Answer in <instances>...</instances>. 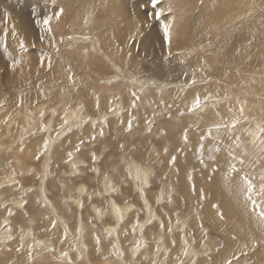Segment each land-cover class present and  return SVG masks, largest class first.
Instances as JSON below:
<instances>
[{
    "label": "rangeland",
    "instance_id": "rangeland-1",
    "mask_svg": "<svg viewBox=\"0 0 264 264\" xmlns=\"http://www.w3.org/2000/svg\"><path fill=\"white\" fill-rule=\"evenodd\" d=\"M56 1H58L57 3L59 7L62 6L60 8L58 7V11L60 12L61 9H63L64 11L61 14V18L59 15V19L57 20V22L61 25V27H63V25H65V23L69 21L65 31V33L68 36L65 35L63 36L62 39V40L65 39L67 41L64 40L63 44L56 43L53 47V54L51 56H47L43 53L37 52L39 51L38 50L39 46H33L34 48L30 47V49L33 48L32 50L35 49L37 51H31L29 59H26L25 63L16 64L15 68L13 67V62L18 59L17 52L21 50L19 39L26 38V34L23 27H20L19 33H16L14 36L11 33L22 21V19L25 16L26 10L30 7L27 5L26 0L23 1L9 0L1 8L2 14L0 16V91L6 94L7 93L9 94L11 92L12 94L15 95V99L10 100L8 96L0 95V110H2L1 109L2 107L6 106L5 110L7 111V109H9V112L11 113V114L8 113L6 119L2 121V123H4L5 125L0 123L2 127L4 126L3 128L7 127L6 130L3 129L5 130L6 132L5 133L4 131H2V127L0 126L1 128L0 156L2 155L0 158V162H1L0 172L2 173V174L0 173V181H2V178L5 177L14 180V182L10 183L9 185L4 182L2 183L3 185L0 186V219L2 218V222L0 223V257L2 258L3 256H5V253L10 252V250H8L9 249L8 247L12 248L13 246L12 240L14 237L18 236V234H16L15 236L16 231L17 233H20V231L21 232L26 231V234H24V236H27V239L30 240L28 253L32 252V254L34 255L35 252L33 250L36 246L33 245H36V241H38L39 243L40 239L44 242H46L47 239H51L52 240L51 242L55 240L54 242L59 243V246L60 244H62L60 246L61 250L63 248V244L68 246L67 243L68 240L70 246L72 245L71 250H69V252H71V254L73 255L78 254L77 258H73L72 260L74 264H176V263L191 264L193 257L190 258V254H188V252L191 251L198 252L201 251L202 249H205L209 237L214 238V240H217L219 242V247L216 248L215 252L221 250L227 243V239H225L227 235L223 234L224 231H222L221 229L223 224L221 225L219 223L221 222V220H224L225 218L221 219V216H219V214L222 213L223 217H225L227 216V213H225V210H223V207L220 205V203L217 200H212L210 198L209 200L207 199L208 197L205 194L204 188L201 187V182L197 183V178H195V175L193 177L186 176L185 178L183 177V175H179L182 174L180 172L182 168L179 166V164L176 163L177 161H175L174 163L170 162L169 164H167V162L164 161L165 159L168 158L167 156L170 152L171 153L169 154V156L173 154V152L171 151L173 149H169V148L165 149V147L159 148L162 147V145L160 146V144L158 143L160 141L158 140L160 139L164 140V138L168 137L169 132L163 124L166 117L170 115L173 116V118L170 121L171 124L172 123L175 124L178 122L182 123L183 121L182 118H184V114H182V111L185 109V107L187 109L185 110L187 114L186 113L185 114L189 116H192L193 114L196 115L197 117H207L211 114H217L218 115L217 118H220L221 120L220 121L215 120L214 125L220 123L227 125V127L229 128H227V130L225 131L222 130L223 127L220 128L216 133L218 135L215 138L213 137L214 138L213 139L209 136H206V133L208 132V128L205 127L206 129H204V127L201 126L202 124L196 123L195 125L191 126L194 127L192 129L191 127L188 128L189 127L188 126L187 128L184 129V131L187 130V132L191 131V134L194 133V135L192 134L193 136L192 137L189 134L190 132H188L187 135H189L190 137L189 138L187 136L189 138L187 140L188 144L192 145L195 141L197 143H200L199 146L194 145V147L196 146V149L194 150V154L196 153L199 159H201L202 156H209L210 154L212 155L210 157H213V160L208 159V161H206L204 158L201 159L204 160V162L206 161L205 164H208L209 162L212 161L213 162L217 161L218 157L222 156L220 161L223 164V166L226 168L223 180L226 186L228 187V191L230 193L238 189L239 187L238 185L240 183L239 178L247 175L255 185L254 191L252 193L253 199H255L258 204H261V206H264V195L259 194L260 186L262 183H264V180H262V177H264V131H261V129L264 128L263 125L264 123V99H263L264 96V19H263L264 0H256V2L255 0H248V1L242 0L243 2L241 0H220V1L213 0L210 5L206 3L207 2L206 0H202V1L201 0H158V3L155 7L153 6L152 0H123L121 4L122 5L121 20L118 22V27L120 28V32L117 35L112 33L114 22L110 20H113L112 17L116 15L110 12V10L108 9L110 4L108 3V0H77L78 2L76 0H69L68 1L69 3L67 2L68 4L66 3V1L65 2L62 0H56ZM70 3H72L71 4L72 8L69 5ZM77 4H80L79 6L81 8H79ZM223 4L227 7L223 6ZM201 5L202 7L200 8ZM249 5L252 7L250 8ZM75 8L78 10L73 11L72 9ZM89 8H90V12L88 11V13H90V15H92V17L94 18L92 17L91 19L86 18V20L83 19L86 21V23L85 21L83 23L81 17L85 15L84 13L88 14L87 11H85L84 9L88 10ZM169 8H171V11L168 10ZM71 10L72 12H70ZM196 10H199L197 11L198 14L196 13ZM58 11L57 14L59 13ZM81 11L82 13H80ZM76 12L80 15V20L78 21L76 28L73 27V29L76 31L75 32L74 30L73 31L70 30L69 26L73 21L71 17ZM65 13L67 14V16L65 15ZM108 13L110 16L108 15ZM111 13L113 14V16ZM157 13H160V15L157 16L156 15ZM200 13L203 16L201 15L199 16ZM105 16L107 17L105 18ZM196 16H199L198 18L201 17V20H204L206 18L205 20L208 19L209 22L207 20L205 21L206 23L204 24V21L202 23L200 19L198 18L196 19ZM249 16L251 19L249 18ZM102 17L103 20L104 21L106 20V22L108 23L100 19ZM246 17L248 19H246ZM107 18L109 19L110 22L108 21ZM191 19H196V20L193 21ZM98 21L100 23H98ZM155 21L157 23H154ZM184 21H186L187 25L185 24ZM94 22H96V24ZM178 23H180V25ZM181 23L185 24L187 27L185 25L181 26ZM86 24H88V26L90 25L91 27L90 26L87 27ZM150 24H152V26ZM165 24L171 26L170 27L171 43L174 41L173 45L175 44V42L176 44L180 43V41L188 42V45L186 43L185 50L182 47L181 50H178V52H176L173 55L174 58L173 61L171 62L172 63L171 65H159L161 61V57H160L161 50L169 46L168 44L165 43L163 36V27ZM209 25L211 26L210 28ZM4 29H7V31H5ZM87 30L88 31L91 30L92 34ZM189 30L191 32L190 34L191 37L189 36V34L187 35V32L189 33ZM172 32L174 34H172ZM152 33L155 34V36H153ZM179 33L180 35H178ZM159 34H160V38H159ZM90 35H94L96 37V41L100 47L99 52H98V48L94 47V43H92V40H90L91 38ZM174 35L175 38L173 37ZM184 35L187 37H184ZM232 35L234 37L233 40H232ZM210 36L213 38H211ZM80 38L82 40L85 38L88 41H83V43L80 42L77 43L76 41H79ZM237 38H239L240 40L238 41ZM32 40H34V38H32ZM104 40L109 41L108 45L104 44L103 42ZM39 41H40L39 39L36 40L37 43H39ZM191 41H194L193 43H196L194 44V47L191 46L190 43ZM71 42L72 44L66 45V43H71ZM195 45H197V48ZM206 46L208 48H206ZM233 47L236 48L235 53L233 54L232 52L233 54L232 57L234 56L235 61L238 62L240 60L239 58L240 55L242 57L241 62H239V64L235 66H231V63L233 61L232 57L230 58L229 61H227L225 57L230 52V50L233 49ZM201 48L203 49V51L201 50ZM189 49L190 51L193 49L192 50L193 53L189 52V54H186L188 53ZM186 50L188 51L186 52ZM194 52L195 55L196 54L198 55V56L196 55V57H198L199 59L195 57ZM221 54L224 56V60H226V62L223 60V58H222L223 61H221V57H222ZM103 55H105L111 62L115 61V63H117L118 66L121 65L122 68H124L121 71H124L125 69L128 68L126 71H124L125 73L128 72V74L130 75L151 81V83L145 85L134 84L128 81L129 78L126 76L124 78L120 77L115 79L116 76L114 77L115 74L113 73V67L110 65V63L106 60V58ZM189 55H193L195 57V60L198 59L196 61L198 64L200 63V66L196 68L199 69L198 71L195 69L192 70L191 67L193 66V64L195 65L197 63L194 61L193 56L190 57ZM219 55H220V59L219 57L217 58V56ZM190 59L191 61L193 60V62L195 63L191 62ZM41 60L44 61L43 66H41L40 64ZM199 60L200 62H198ZM218 60H220L219 62L221 63H219ZM49 61L51 62V67L48 66ZM186 62L188 66H186ZM56 64L62 65L65 68V70L69 73L71 79H67L64 81H56L53 77V71L55 69ZM183 64L186 67L185 66L183 67ZM146 70L149 73L146 72ZM162 80L164 81L168 80L170 82L174 81V85H173L174 87L173 86L169 87V85L171 84L170 83L168 85L170 89L167 87L166 89L167 92L164 91L165 92L164 93L161 90L159 91L158 89L162 87L159 85V83ZM193 80H195L196 82L192 83ZM20 87L24 88L23 90H25L26 93L36 95L37 97V100L34 105H28L29 106L28 109L31 110L32 108L31 110L32 112L35 113L34 109L36 110V113L33 116V118L36 119L34 120L33 124H31L32 128L30 127L32 130L29 128V126H31L30 123L26 122L27 121L26 116H28L26 114L28 112L27 110H25L26 108L24 107V104L22 102L25 101V97L19 92ZM116 87L123 89L125 94L131 96L132 99L133 97L134 98L136 97L135 99L141 101L143 104L151 108L152 113L149 114L148 118L147 116L145 117V115L143 116V114L141 117V113L139 112H135L134 114L133 108H130V110L131 109L132 110L128 113L127 112L128 105L131 100H129L121 92H120V96H118ZM208 87H213L212 94L208 96L198 97L201 101L200 106L204 104L203 102L208 100L209 102H211V100L215 98L225 99L222 100V102L225 104L226 108H228V111L230 112L229 117L222 116L220 114V110H221L220 106H217L215 104L204 105L206 107L202 108L200 111H197L195 113L188 110L191 107H193L195 103V99H190L191 97L190 94H198L201 91L206 90ZM108 92L112 93L110 103L107 102L106 93ZM83 93L85 95V98L84 96H82ZM255 95L257 96L258 99L255 98L256 97ZM260 97L262 100L260 99ZM47 103H49V105ZM53 105H55V107L58 110L57 115L59 118L58 121H56L55 123V129H58L62 125L70 110H72L73 112L80 109L81 114H83L84 116H88L89 118H94V120H92L91 122L85 121L81 125L83 127L80 128L75 127L74 129H71L70 131H68L69 133H66V135H64L63 138L59 139V141H57L54 144L55 147L54 145L53 147L51 146V148H53L52 150L53 160L51 161V164H49L51 167L50 166L48 167L49 170V174H48V172L45 173L43 171L41 161L43 162L42 156H45L46 154L44 153V150H46L47 148L49 149L50 146L48 145L50 144L49 139L54 137L52 135L49 137V139H47L48 138L47 135H49L47 134L48 133L47 131L50 129V127H46L49 124L50 117L52 118V116L50 115L51 113L50 111L52 110ZM118 105L122 107L121 109L122 111L120 113L122 117L123 114L129 116L132 113L128 118L129 119L131 118L132 119V120L130 119L131 121H135L134 124L131 123L130 129H129V124L125 129L131 130L134 128L136 129L138 125L141 126L139 133L144 137L146 136L145 138H148V140H146L148 142L142 148L139 147L138 145H135L136 142H129L128 140L125 139L122 142L117 141L118 145H116V147L118 149L125 148V150L128 149L129 147H131V149L134 148L135 150L137 148H141V149H137L141 152H145L146 150L145 153L140 152L141 154L140 156L137 155V153H133L131 155H129L128 153L126 154L122 153L123 155H120L121 152H118V150L117 151L114 150L112 155H110L112 146L110 144L111 137L109 136V132L111 131V127H109L108 123L110 124L111 120L113 119L112 118L113 114L111 113L110 110L112 108L114 109ZM39 107H40V114L42 108L44 107L42 113L44 116L45 115L47 116L48 122L46 123L44 122L46 121L45 119L46 116L43 117L39 114L38 112ZM241 108L243 109L242 114L240 112ZM17 110H19V112ZM24 112L26 113L23 116ZM102 113L103 114L108 113V115L110 114V116L108 117H110L111 120L109 118L110 120L109 122H107L108 119L104 122L105 119H103V123H100L99 119L97 118ZM126 115H125L126 118L124 117L122 118L123 120L128 119ZM101 116L102 115H100L99 118ZM15 117L17 120L15 119ZM42 117L44 118V121L41 122L39 120H43ZM20 118H22L23 121H20ZM11 119H13L15 122ZM122 119L120 120L121 122H123ZM233 119H237L239 121L236 124L235 128L231 126V121ZM253 121H259V122L263 121V122L260 123L261 126H258ZM6 123L9 124V126H7ZM21 124L24 126H22ZM39 124H41V127ZM8 127L12 128V130L10 128V131L12 133L8 131ZM61 127H63V125ZM252 127L256 131H254ZM15 128L17 131L15 130ZM28 128L29 130L27 132ZM194 130L199 132L202 131V132L201 134H199L198 132L199 134L198 135L196 131H195L196 133L194 132ZM205 130L206 132H204ZM21 132L22 134L23 133L25 134L22 135L20 134ZM99 132H102V137L104 139L103 143L106 141V144H108L106 145L107 147L106 146L103 147L101 144H98L100 142ZM253 132L254 133L258 132V136L261 135L260 139L254 140V138H252L251 135ZM184 133L185 132H183V136L182 134L180 135L181 139L184 137ZM44 134L45 136L43 138V141L42 139L39 140V136L41 135L40 137H42ZM24 136L26 137L24 138ZM202 136L204 137L203 140H201ZM18 138L20 140H17ZM12 139L13 140L15 139L14 142L12 141ZM153 140L157 142V144L153 142V144L155 145V147H153L154 149L152 148V146H154L152 144ZM45 142H47V147H45ZM150 142L152 145L149 144ZM201 145L204 146L203 149ZM12 146H13L12 148L13 150L11 151H13L14 153L16 152L15 154H12L13 152L8 151ZM31 146L32 147L35 146V147L32 148ZM109 146L110 148H108ZM3 147L5 148L2 149ZM35 148L36 150H34ZM5 149H8L7 150L8 153ZM100 149L102 150L100 151ZM198 149H200L201 151ZM217 149H219V151H217ZM29 150L31 154L28 153ZM34 151L35 154H33ZM60 151L63 152L62 159L59 158ZM1 152L3 153L1 154ZM142 154H144L145 156L143 155L142 157ZM176 154L178 155L179 153ZM14 155H15L14 157L15 159L13 158ZM30 155L31 156L33 155V157H31ZM107 155H110V158ZM114 155L116 156V158L114 157ZM3 156L5 157V159ZM106 156L107 158H105ZM163 156L166 157L164 158ZM96 157L97 158L99 157V159H97ZM153 157L156 158L152 159ZM16 158H18V161L16 160ZM29 158L32 161L29 162L28 160H26ZM101 158L103 159L105 158V159L103 160ZM131 158L145 165L151 164L150 165L152 166L151 169H154L155 167V170L156 168L158 169V171L156 172H160V177H162V180L159 178V176H157V180L159 182H157V180L155 179L154 180L155 182L153 181L154 184L151 183L143 186L145 191H147V195L142 194L141 190H139L142 187V185L140 184L141 185L140 186L136 181H134V179H132L129 174L128 164L132 161ZM1 159L5 162H3ZM13 159L16 160L17 163L18 162L20 163V161L22 163L24 162L26 163L24 164L18 163V165L16 164L17 165V168L15 165L17 171L16 172L14 171L15 169L10 170V167L14 168L13 165L16 163V161H14ZM114 159L116 160V163H114L115 161ZM6 160L11 161V163L9 161L7 162ZM101 160L103 161V164L101 165L102 167H100L99 165ZM12 161L15 163H12ZM70 161L74 162V165H70ZM241 161L243 162L241 163ZM26 164L27 166L29 165L30 169L26 172L19 171L18 168H21L23 165L26 166ZM158 164H160V166ZM233 166L237 171L234 172L232 170ZM5 167L6 169L8 167L7 169L8 177L5 176V169H4ZM158 167H160V169ZM216 167L219 169L218 166H214L213 169L215 170ZM75 169H78V171H76ZM199 170H200V165L196 163L195 168L190 169V173L194 174L196 172H199ZM212 171L210 170L211 173H213ZM12 172L14 173L12 174ZM35 172L37 173L34 174ZM44 174L46 175L44 176ZM149 177L150 178L153 177L151 170L149 172ZM182 177L183 179L181 180L178 179ZM107 179L111 181L110 182L111 184L113 183L114 185L117 186L116 190L119 191L121 190V188L122 189L124 188L122 192L123 194L126 193L125 194L126 199H119L117 196V192H115V196H113L114 191L110 192L109 194L110 196L108 195L109 192H106L105 190L107 189L103 188L104 186H102L103 181L104 180L106 181ZM194 179L196 180L194 181ZM203 179L204 181L212 180L210 177H208V179L204 177ZM135 182L136 184L139 185V188L138 186H136V184H134ZM120 183L123 186L122 185L118 186ZM192 183H194V185ZM82 184L86 186L85 191L83 194L79 195L80 193H78L77 190ZM58 186L60 187L58 188ZM196 186L198 188H196ZM24 187H28V188L24 189ZM128 188L130 189V191H126L129 190ZM192 189L194 190V192L191 191ZM43 190H46L45 193L46 195L45 194L42 195ZM164 190L166 191L164 192ZM101 192H103L104 194ZM127 192L129 193L131 192L130 195ZM153 192L156 193L153 194ZM162 192L165 194H163ZM166 192L168 194L170 193L169 196ZM240 193L244 201V208L248 212L252 213L254 217L260 222V227L264 232V223H262L259 220L256 211L253 209L252 204L250 202H247L246 193L242 191H240ZM131 194L133 196H131ZM162 194L164 196H162ZM106 195H108L109 200L106 197ZM166 195L168 197H172L173 199L170 198L172 201L176 198L173 201L174 204L172 203L173 205L171 204L170 199L167 200L168 198L166 197ZM115 197H117V199ZM131 197L134 199H132ZM74 198L76 199L75 201ZM137 198H139L140 203ZM157 198L158 199L160 198V200L157 201ZM49 199H52L51 200L52 202ZM128 199L132 201H128ZM146 199L147 200L150 199L151 201L148 200L149 201L148 202L146 201ZM189 199L192 200L188 204ZM113 200L118 202V204H120L121 206L122 210H120L119 213L121 212L120 215L123 216L122 219H119V216L117 214L115 215V213L112 210V205H109V203L113 204L112 202ZM133 200L135 202L137 201L138 203H135ZM153 200L156 202V204H154L155 202ZM68 201H70V203ZM180 201L181 203L184 202V204H181ZM67 202L69 206L66 204ZM116 202L114 204L118 205ZM123 202L127 204L130 202L128 205L131 204L133 205V207L135 206L133 209H131L133 211H130L129 209L128 212H125L126 210L125 206H127V204L124 203L125 204L124 206ZM63 203L65 204L64 206L60 205ZM168 203L171 204L170 206L172 208L165 206V204L167 205ZM203 203L205 204L203 205ZM51 204H53V207ZM81 204L83 206L85 205L84 206L85 208L82 207L83 209H80L81 207H78V205ZM200 204L201 206L203 205L202 206L203 208L200 206ZM174 205H177L175 206L177 210L175 209L174 212L172 213L171 211L175 208L173 207ZM206 205L209 206V208ZM213 205H218L219 207H213ZM74 207L75 208L77 207L78 209L74 210ZM92 207L102 210L103 214L100 213L101 218L98 216L99 214L93 210ZM178 207L181 208V210ZM205 207L207 208L205 209ZM159 208L161 209L159 210ZM163 208L165 210H163ZM188 209H190L191 212ZM208 209L210 210L206 211ZM150 210L154 211V214H156V216L152 214L153 217L151 218L149 216L151 214ZM43 211L46 213H44ZM75 211L78 213L76 214ZM129 211H130L129 214L130 216L128 215ZM210 211L214 214L215 216L214 218L213 215H210L212 214ZM26 212L28 215L26 214ZM112 212L114 215L112 214ZM167 213L170 214L168 215ZM59 214L61 217L59 216ZM179 214H180V220L178 219ZM19 215H21V217ZM209 215L212 216V218H210ZM67 216H69L70 218ZM35 217L37 220L40 218L39 219L40 221L34 223L35 221L32 220H34ZM113 217L115 218V220ZM124 218H126V220ZM208 218L212 219V220L209 219L210 222L211 221L214 222H212L211 224L208 221ZM159 219L161 221H159ZM77 220H79V222L82 221L83 223L84 228L82 229V231H79V225H78L79 222ZM120 220L125 223H122ZM113 221L116 222L113 223ZM43 222L45 224H49L48 225L49 229L47 228L48 230L46 229L47 225H44ZM228 224L230 226L236 227L239 230V234L232 235V244L237 246L239 253H245V255H252L251 252L248 250H251L255 253V255H253L252 258L253 261L248 263L244 262V263L264 264V234L262 235L258 234L254 231V229H252V231L248 236L245 227L246 224L245 221L243 222V230H242L238 217L236 215H232V214L229 215ZM161 225H163V227ZM216 225L218 226V228L216 227ZM36 226L38 228H35ZM156 226L158 227L156 228ZM31 229H33L32 235H29L28 231H31ZM45 230H47L48 232ZM40 232L43 233L44 235L41 234ZM67 232L70 235V237L67 234L65 236L64 233ZM111 232L113 235L111 234ZM125 232H127L128 234ZM75 234H77V236ZM84 234L87 236V238L83 236ZM126 234L127 235L131 234V237L129 236V238H127ZM119 238L121 239L120 241ZM101 239L103 240L99 241ZM126 239H130V241L129 240L126 241ZM78 241L82 243L84 242V244L86 243L85 246L88 249H86V251L85 250L81 251L82 250L81 245H79L80 247H77ZM24 242L25 240L23 239L20 244L22 245V248L23 247L25 248L28 244V242L25 243ZM97 242L100 244V246L103 247L104 251H102V247L98 246L99 244ZM101 242L103 244L105 243V245H103ZM188 242L189 244H187ZM95 243L97 245H95ZM111 243L113 248L110 245ZM106 244L108 247L106 246ZM115 244L118 246H116ZM123 244L126 245L124 246ZM239 244H241L240 248H238ZM17 245L19 244L17 243ZM49 245L52 246L51 244ZM178 245L180 246V249ZM120 246L123 248H120ZM96 247L97 250L92 251ZM126 248L127 249L129 248L128 251ZM144 248H149V251L148 249L146 250ZM151 249L152 251H150ZM120 250L123 251V254ZM154 250L157 252L155 253ZM46 251H48L49 254L52 253V250L50 251L47 248ZM184 251H187V255L184 253ZM113 255L116 256L115 259L113 258ZM245 255L241 254L238 257V259L241 261L244 260L243 258L247 257ZM98 256L100 257L98 258ZM138 256H140V258ZM209 256L210 255L206 256L210 258L208 260V258H206L205 255L202 253L195 255L196 263L194 261V264H202L203 262H205L206 260L201 261L202 259H204V257L205 259H207V261H210L208 264H212L214 258ZM101 257L104 258L102 259ZM31 258L32 257H30V259ZM161 258H163L164 260H162ZM80 259L86 260V262L82 263ZM248 259H250V257H248ZM217 262L218 264H221L220 262L225 263V260L216 261V264Z\"/></svg>",
    "mask_w": 264,
    "mask_h": 264
},
{
    "label": "bare ground",
    "instance_id": "bare-ground-1",
    "mask_svg": "<svg viewBox=\"0 0 264 264\" xmlns=\"http://www.w3.org/2000/svg\"><path fill=\"white\" fill-rule=\"evenodd\" d=\"M9 0H0V16H1V14H2V7L8 2ZM19 1H23V0H19ZM62 1H66V3L69 1V0H62ZM77 1V0H76ZM202 1V0H201ZM207 1V2H206ZM205 2L206 3H208V5H210L211 4V2L213 1V0H206ZM215 1V0H214ZM220 1V0H219ZM242 1V0H241ZM244 1V0H243ZM242 1V2H243ZM246 1V0H245ZM248 1V0H247ZM58 1H56V0H26V3H27V5L30 7V8H28L27 10H26V13H25V16H24V18L22 19V21L19 23V25L12 31V33L13 32H15V34L16 33H19V29H20V27H23L24 28V30H25V34H26V38H21V39H19V42L21 41V40H23L24 41V48L23 49H21L19 52H17V56H18V59L16 60V61H19V63H25V60L26 59H29V56H30V53H31V51H37V50H32L34 47L33 46H39V48H38V50L39 51H37V52H39V53H43V54H45V55H47V56H51L52 54H53V47H54V45L56 44V43H61V44H63V41L65 40H62L63 39V36H65V35H67L66 33H65V31H66V26L68 25V22L69 21H67L66 23H65V25H63V27H61V25L57 22V11H58V7H59V5H58V3H57ZM61 2V1H60ZM74 2V1H73ZM78 2V1H77ZM122 2H123V0H110V2H109V0H108V3H110L109 4V10H110V12H112L113 14H115L116 16H114V17H112V19L113 20H110V21H113L114 23H113V29H112V33H114V34H118L119 32H120V28L118 27V22L121 20V7H122ZM204 2V3H205ZM217 2V1H216ZM240 2V1H239ZM255 2H256V0H255ZM69 3V2H68ZM67 3V4H68ZM75 3V2H74ZM104 3V2H103ZM102 3V4H103ZM197 3V2H196ZM63 4H65V3H63ZM71 4L72 3H70L69 5H70V7H71ZM107 4V3H106ZM220 4V3H219ZM222 4V3H221ZM237 4V3H236ZM239 4V3H238ZM243 4H245V3H243ZM247 4V3H246ZM78 6L80 5V4H77ZM203 5V4H202ZM202 5L200 6V8L202 7ZM248 5V4H247ZM253 5V4H252ZM66 6V5H65ZM223 6H225L224 4H223ZM240 6V5H239ZM244 6V5H243ZM60 7H62V6H60ZM59 7V8H60ZM69 7V8H70ZM82 7H84V6H82ZM92 7V6H91ZM90 7V8H91ZM104 7H105V5H104ZM213 7V6H212ZM225 7H227V6H225ZM248 7V6H247ZM249 7L251 8L252 6H250L249 5ZM69 8H68V10H69ZM72 8V7H71ZM79 8H81L80 6H79ZM90 8L88 9V10H86V9H84L85 11H87V13H88V11L90 12ZM106 9V8H105ZM204 9H205V7H204ZM245 9V8H244ZM253 9V8H252ZM65 10V9H64ZM67 10V9H66ZM73 11L74 10H78V9H72ZM72 10L70 11V12H72ZM103 10V9H102ZM84 11V12H85ZM197 11H199V10H196V13H197ZM208 11V10H207ZM241 11V10H240ZM59 12V11H58ZM64 12V11H63ZM83 12V13H84ZM214 12V11H213ZM60 13V12H59ZM68 13V12H67ZM80 13H82V11L80 12ZM111 13V14H112ZM207 13V12H206ZM243 13H244V11H243ZM85 15H83V17H81L82 18V20L83 19H85L86 20V18L87 19H91V17H92V15H90V13H88V14H86V13H84ZM103 14V13H102ZM104 14H106V13H104ZM113 14H112V16H113ZM195 14V13H194ZM198 14V13H197ZM202 14H203V12H202ZM201 13L199 14V16L201 15V16H203ZM65 15L67 16V14L65 13ZM72 15V14H71ZM108 15H109V13H108ZM210 15V14H209ZM70 16V15H69ZM103 16V15H102ZM110 16V15H109ZM120 16V17H119ZM199 16H196V19L199 17ZM245 16V15H244ZM49 17H51V20H50V23L48 24V25H45L44 23H43V21L46 19V18H49ZM98 17H100V16H98ZM107 16H105V18H106ZM179 17H180V15H179ZM60 18H61V15H60ZM92 18H94V17H92ZM104 18V19H105ZM205 18V17H204ZM203 18V19H204ZM235 18V17H234ZM240 18V17H239ZM249 18H250V16H249ZM71 19H73V21L71 22V24H70V30H74L73 29V27H75L76 28V25H77V23H78V21L80 20V15L76 12L72 17H71ZM100 19H102L103 20V17L102 18H100ZM99 19V20H100ZM108 19V18H107ZM181 19V18H180ZM196 19H191V20H196ZM198 19H200L201 20V17L200 18H198ZM206 19V18H205ZM201 20L202 21V23H203V21H204V24L206 23L205 21H207V20ZM244 19V18H243ZM246 19H248L247 17H246ZM251 19V18H250ZM264 19V18H263ZM85 20H83L82 22L84 23V21ZM97 20V19H96ZM183 20V19H182ZM185 20V19H184ZM90 21V20H89ZM104 21V20H103ZM108 21H109V19H108ZM109 21V22H110ZM210 21H211V18H210ZM93 22V21H92ZM104 22H106V20L104 21ZM151 22V21H150ZM179 22V21H178ZM185 22V24L187 25V23H186V21H184ZM183 22V23H184ZM208 22H209V20H208ZM207 22V23H208ZM214 22V21H213ZM229 22V21H228ZM85 23H86V21H85ZM88 23V22H87ZM95 24H96V22H94ZM98 23H100L99 21H98ZM106 23H108V22H106ZM154 23H157L156 21L154 22ZM217 23V22H216ZM64 24V23H63ZM179 25H180V23H178ZM185 24H182L181 23V26L182 25H185ZM237 24V23H236ZM87 25V27H89L88 26V24H86ZM151 26H152V24H150ZM185 25V26H186ZM221 25V24H220ZM225 25V24H224ZM232 25H235V24H232ZM93 26H95V25H93ZM154 26H156V25H154ZM174 26V25H173ZM228 26V25H227ZM51 28V32H48L47 31V29L48 28ZM86 27V26H85ZM84 27V28H85ZM91 27V26H90ZM176 27H177V25H176ZM175 27V28H176ZM184 27V26H183ZM187 27V26H186ZM206 27V26H205ZM211 26L209 25V28H210ZM213 27V26H212ZM185 28V27H184ZM69 29V28H68ZM67 29V30H68ZM86 29V28H85ZM186 29V28H185ZM215 29V28H214ZM5 31H7V29H4ZM64 32H63V31ZM78 30V29H77ZM80 30H82V29H80ZM122 30V29H121ZM181 30V29H180ZM184 30V29H183ZM188 30V29H187ZM187 30H185V31H187ZM212 30V29H211ZM75 31V30H74ZM88 31V30H87ZM76 32V31H75ZM88 32H90L91 33V30H89ZM181 32V31H180ZM11 33V34H12ZM65 33V34H64ZM84 33V32H83ZM178 33V32H177ZM182 33V32H181ZM214 33V32H213ZM92 34V33H91ZM172 34H174L173 32H172ZM186 34V33H185ZM189 34V36L191 37V32H190V30H189V33L187 32V35ZM204 34V33H203ZM216 34V33H215ZM85 35V34H84ZM152 35L153 36H155V34H153L152 33ZM178 35H180V33L178 34ZM199 35V34H198ZM197 35V36H198ZM214 35V34H213ZM224 35V34H223ZM41 36H43L44 38H43V40H41L40 39V37ZM68 36V35H67ZM74 36H75V34H74ZM82 36V35H81ZM91 36V38H90V40H92V43H94V47H97L98 48V52H99V50H100V47H99V45H98V43H97V41H96V37L94 36V35H90ZM206 36H207V34H206ZM174 38H175V35L173 36ZM178 37V36H177ZM183 37V36H182ZM184 37H187V36H185L184 35ZM190 37H188V38H190ZM201 37V36H200ZM200 37H198V38H200ZM211 37V36H210ZM223 37V36H222ZM228 37V36H227ZM32 38H34V40H32ZM88 38V37H87ZM159 38H160V34H159ZM179 38V37H178ZM197 38V39H198ZM211 38H213V37H211ZM215 38V37H214ZM37 39H39L40 41H39V43H37L36 42V40ZM184 39V38H183ZM186 39V38H185ZM202 39V38H201ZM203 39H205V38H203ZM210 39V38H209ZM231 39V38H230ZM234 39V37H233V35H232V40ZM77 40V39H76ZM79 40V39H78ZM180 40H182V39H180ZM215 40V39H214ZM237 40L239 41L240 39L239 38H237ZM65 41H67V40H65ZM70 41V40H69ZM74 41H75V39H74ZM83 41H88V40H86L85 38L82 40L81 38H80V40L79 41H76L77 43L78 42H80V43H83ZM175 41H177V40H175ZM179 41V40H178ZM213 41V40H212ZM216 41V40H215ZM223 41V40H222ZM104 42V44L105 45H108V43H109V41L108 40H104L103 41ZM174 42V41H173ZM173 42L171 43V45L170 46H167V47H165V48H163L162 50H161V52H160V57H161V61H160V63H159V65H171L172 63V61H173V58H174V54L176 53V52H178V50H181L182 49V47H183V49L185 50V47H186V43H187V45H188V42L186 41H180V43H178V44H176V42H175V44L173 45ZM194 41H191L190 43H191V46L192 47H194V44H196V43H193ZM208 42V41H207ZM214 42V41H213ZM69 44H72V42L71 43H66V45H69ZM180 44V45H179ZM206 44V43H205ZM204 44V45H205ZM210 44V43H209ZM218 44V43H217ZM179 45V46H178ZM201 45V44H200ZM212 45V44H211ZM211 45H209V46H211ZM235 45V44H234ZM177 46H178V48H177ZM196 46V48H197V45H195ZM216 46V45H215ZM30 47H33L32 49H30ZM223 47V46H222ZM206 48H208L207 46H206ZM37 49V48H36ZM194 49V48H193ZM192 49V50H193ZM205 49V48H204ZM213 49V48H212ZM219 49V48H218ZM221 49V48H220ZM95 50V49H94ZM192 50L190 51V49H189V51L188 50H186V52L188 51V53H186V54H189V52H192ZM201 50L203 51V49L201 48ZM200 50V51H201ZM211 50V49H210ZM215 50V49H214ZM217 50V49H216ZM207 51V50H206ZM220 51V50H219ZM235 51H236V48H234L233 47V49H231L230 50V52L227 54V56H225L226 57V60L227 61H229L230 60V58L232 57V55L235 53ZM101 52V51H100ZM184 52V51H183ZM205 52V51H204ZM228 52V51H227ZM232 52H233V54H232ZM169 53H171V54H169ZM193 53V52H192ZM192 53H190V54H192ZM210 53V52H209ZM208 53V54H209ZM206 54V53H205ZM211 54V53H210ZM185 55V54H184ZM194 55H195V52H194ZM197 55V54H196ZM196 55H195V57H196ZM222 55V54H221ZM105 58H106V60L110 63V65L113 67V73L115 74L114 75V77H115V79L116 78H120V77H122V78H124L125 76L126 77H128L127 79H128V81H130V82H132V83H134V84H142V85H145V84H149V83H151V81H148V80H144V79H141L140 77H136V76H133V75H130V74H128V72L127 73H125L124 71H126L127 69H125L124 71H121L122 69H124V68H122V66L121 65H117V63H115V61H113V62H111L105 55H103ZM190 57H192L193 55H189ZM188 56V57H189ZM198 56V55H197ZM207 56V55H206ZM205 56V57H206ZM211 56V55H210ZM195 57L193 56V59H194V61L196 62L199 58L198 57H196V58H198V59H196L195 60ZM204 57V58H205ZM209 57V56H208ZM213 57H215V56H213ZM219 57V59H220V55L219 56H217V58ZM222 58H223V60H224V56L222 55V57H221V61H223L222 60ZM239 58H240V60L237 62V61H235V59H234V56L232 57V59H233V61H232V63H231V66H235V65H237V64H239V62H241V55L239 56ZM209 59V58H208ZM211 59H212V57H211ZM216 59V58H215ZM188 60H189V58H188ZM210 60V59H209ZM226 60H224L225 62H226ZM247 60V59H246ZM190 61H191V59H190ZM213 61V60H212ZM217 61V60H216ZM220 60H218V62H219ZM188 62V61H187ZM187 62H186V66H188L187 65ZM191 62H193V60L191 61ZM190 62V63H191ZM195 62H193V63H195ZM198 62H200V60L198 61ZM211 62V61H210ZM215 62V61H214ZM244 62V61H243ZM189 63V62H188ZM197 63V62H196ZM216 63V62H215ZM219 63H221V62H219ZM224 63V62H223ZM215 65V64H214ZM217 65V64H216ZM185 65L183 64V67H184ZM185 66V67H186ZM200 66V63L198 64H193V66L191 67L192 68V70H199V69H196V68H198ZM128 67V66H127ZM126 68V67H125ZM189 68V67H188ZM190 68V69H191ZM112 69V68H111ZM144 69H147V68H144ZM145 71V70H144ZM191 71V70H190ZM146 72H148L147 70H146ZM149 73V72H148ZM194 73V72H193ZM195 73H197V72H195ZM199 73V72H198ZM126 74H128V75H126ZM122 75V76H121ZM113 76V75H112ZM53 77H54V79L56 80V81H64V80H67V79H69V77H70V75H69V73L65 70V68L62 66V65H58V64H56L55 65V69H54V71H53ZM114 77H112V78H114ZM163 81V82H162ZM160 83H159V85L160 86H162L160 89H158L159 91L161 90L162 92H167V87H168V85H169V87H172L173 85H174V81H168V80H166V81H164V80H162ZM234 81V80H233ZM5 85V84H4ZM178 85V84H177ZM187 85V84H186ZM185 85V86H186ZM168 87V88H169ZM174 87V86H173ZM184 87V86H183ZM188 87V86H187ZM187 87H185V88H187ZM24 88H22V87H20V90H19V92L25 97V101H22L23 102V104H24V107L26 108L25 110H27V114L26 115H28V116H26L27 117V121H26V119H25V121L26 122H29L30 123V125L31 124H33V122H34V120L36 119H34L33 118V116H34V114L36 113V110L34 109V111H35V113L34 112H32L31 110H32V108H31V110H29L28 108H29V106L28 105H34L35 104V102H36V100H37V97H36V95H33V94H30V93H26L25 92V90H23ZM170 89V88H169ZM168 89V90H169ZM212 90H213V87H208L206 90H203V91H201L200 93H198V94H190V99H196L197 97H203V96H208V95H210V94H212ZM116 91H117V95L118 96H120V92L122 93V94H124L129 100H131L130 102H129V105H128V113L132 110H130V108H133V112H134V114H135V112H139V113H141V117H142V114H143V116L145 115V117L147 116V118H148V116H149V114H151L152 113V109L151 108H149L147 105H145V104H143L141 101H139V100H137V99H135L134 97H133V99L131 98V96H128V95H126L125 94V92H124V90L123 89H121V88H117L116 87ZM164 92V93H165ZM244 92V91H243ZM11 93V92H10ZM6 94V93H3L2 91H0V95H2V96H8V98L10 99V100H14L15 99V95L14 94ZM163 94V93H162ZM106 95H107V102L108 103H110V101H111V97H112V93H110V92H108V93H106ZM82 96H84V98H85V95H84V93L82 94ZM256 96V95H255ZM262 97V96H261ZM261 97H260V99H261ZM255 98H257V96L255 97ZM254 98V99H255ZM258 99V98H257ZM259 99V100H260ZM263 99H264V96H263ZM22 100H23V97H22ZM222 100H225V99H213V100H211V102H209V100L208 101H205L206 102V104H205V102H203L204 104L203 105H201L199 108H193V107H189L190 109H192L191 111L193 112V113H195V112H197V111H200L202 108H204V107H206V106H204V105H213V104H215V105H217V106H220V114L222 115V116H225V117H229L230 116V112L228 111V108H226V106H225V104L222 102ZM262 100V99H261ZM38 102V101H37ZM43 104V103H42ZM48 105H49V103H47ZM46 104V105H47ZM51 105V104H50ZM8 106V105H7ZM28 106V107H27ZM37 106H39V105H37ZM36 106V107H37ZM41 106V105H40ZM43 106V105H42ZM9 107V106H8ZM34 107V106H33ZM50 107V106H49ZM242 107V106H241ZM5 108H6V106H4V107H2L1 109L2 110H0V123H2V121H4L5 119H6V116H7V114L8 113H10L9 112V109H7V111L5 110ZM44 108V107H43ZM43 108H42V111H43ZM37 109V108H36ZM46 109V108H45ZM44 109V110H45ZM48 109V108H47ZM122 109V107L120 106V105H118V106H116L114 109L112 108L110 111H111V113L113 114H111L112 115V120H111V118L110 117H108V116H110V114L108 115V113L107 114H100V115H102L100 118H99V116H98V118L97 119H99V121H100V123H103V119H105L104 120V122L108 119V121L107 122H109L110 120H111V122H110V124L108 123V125H109V127H111V131L109 132V136L111 137V152H110V155H112V153H113V151L114 150H118V152H121L120 153V155H123V154H126V153H128L129 155H131V154H133V153H137V155H141L140 154V152L141 151H139V150H137V149H141V148H137L136 150L137 151H139V152H137L134 148L133 149H131V147H129L128 149H126L125 150V148L124 149H118L117 147H116V145H118L117 144V141H119V142H122V141H124L125 139L126 140H128L129 142H136L135 143V145H138L139 147H144L146 144H147V142L148 141H146V140H148V138H145L143 135H140V133H139V130L141 129V126H139L138 125V127L135 129H131V130H126L125 128L128 126V124H129V121H131L128 117H130V115L132 114H130L129 116H127L126 114V116H127V118L128 119H125V120H123L122 118L124 117V118H126L125 117V115L123 114V117H122V115H120V113H121V110ZM190 109H188L189 111H190ZM50 110V109H49ZM48 110V111H49ZM70 110V109H69ZM185 110H187L186 109V107H185V109L182 111V114H184V118H182V123L181 122H178V123H172L171 124V119L173 118V116H168V117H166V119H165V121L163 122V124H164V126L167 128V130H168V132H169V134H168V137L167 138H164V140H158V141H160V142H158L159 144H160V146L162 145V147H159V148H164L165 147V149L166 148H169V149H173V150H171L172 152H173V154H171L170 156H169V154L171 153H169L168 154V158L167 159H163L164 161H166L167 162V164H169L170 162H172V157L174 156V157H176V159H175V161H177L176 163L177 164H179V166L182 168V170L180 171L182 174H179V175H183V177H185L186 178V176H194L195 175V178H197V183L198 182H201V187H203L204 188V191H205V194H206V196L208 197L207 199L209 200V198L210 199H212V200H217L219 203H220V205L223 207V210H225V213H227V216H225V217H223V218H225L224 220H221V222H219L221 225L223 224V226L221 227V229H222V231H224V233L223 234H226V235H224V236H226V238L225 239H227V243H226V245L221 249V250H218L217 252H215L216 251V248H218L219 247V242L217 241V240H214V238H211V237H209V239H208V243H207V246L206 245H204V246H206L205 247V249H202L201 251H198V252H194V251H191V252H188V254H190V258H192V262H191V264H194V261H195V255H197V254H204L205 255V257L206 256H208V255H210L212 258H214V259H216V260H214L213 259V263H215L216 264V261H221V260H225V263L224 262H220L221 264H226V261H231L232 262V264H245V263H248V262H251V261H253V255H255V253L253 252V251H251V250H248V251H250L251 252V254L252 255H245V253H239V251H238V249H237V246L236 245H233L232 244V235H237V234H239V230L236 228V227H233V226H230L229 224H228V220H229V215L230 214H232V215H236L237 217H238V220H239V223H240V225H241V229L243 230V222L245 221V227H246V231H247V234H248V236H249V234H250V232L252 231V229H254V231L256 232V233H258V234H264V232L262 231V229H261V227H260V222L254 217V215L252 214V213H250V212H248L245 208H244V201H243V199H242V197H241V193H240V189H239V187H238V189L236 190V191H234V192H232V193H230L229 191H228V187L226 186V184L224 183V180H223V177H224V173H225V171H226V168L223 166V164L221 163V161H220V159H221V157L222 156H219L218 157V160L217 161H212V162H209L208 164H205V162L206 161H208V159H212L213 160V157H210V156H212L211 154L209 155V156H202L201 157V159L202 158H204L206 161L204 162V160H203V163H201V159H199V157H197V154L195 153L194 154V150L196 149V146L194 147V145H198L199 146V144L200 143H197L196 141L191 145V144H188V141H185L183 138L181 139L180 137V135L182 134V136H183V132H187V130H185L184 131V129L185 128H187L188 126V128H190L192 125H195L196 123H200V124H202L201 126H203L204 127V129H206L205 127H207L208 128V131H209V129H211L212 130V132H211V136H209V134H208V132L206 133V136H209V137H211V138H215L218 134H216L217 132H218V130L215 128V125H214V122H215V120L216 121H220L221 119L220 118H217V114H211V115H209V116H207V117H197L196 115H193L192 114V116H189V115H186L187 113H186V111ZM18 112H19V110H17ZM42 111H41V113H42ZM156 111H157V108H156ZM15 112H16V110H15ZM20 112H21V110H20ZM38 112H39V114H40V107L38 108ZM51 113H50V115L52 116V118L50 117V119H49V124L46 126V127H50V129L47 131L48 133L47 134H49V135H47L48 136V138L47 139H49V137L50 136H54V137H52V138H50L49 139V143L50 144H48V145H50L49 146V149L47 148L46 150H44V153H46L45 154V156H42L43 157V162L41 161V165H42V168H43V171L45 172V173H47L48 172V174H49V170H48V167L50 166L49 164H51V161L53 160V155H52V150H53V148H51V146L53 147V145L57 142V141H59V139H61V138H63L64 137V135H66V133H69L68 131H70L71 129H74L75 127H77V128H80V127H83V126H81L85 121L87 122V121H89V122H91L92 120H94V118H89L88 116H84L83 114H81V110L79 109V110H76V111H73L72 112V110H70V112H72V113H68L67 114V116H66V119L65 120H67L68 121V123L67 124H65L64 122L62 123V125H63V127H59L58 129H55V123H56V121H58V115H57V112H58V110H57V108L55 107V105H53L52 106V110L50 111ZM25 113L26 112H24L23 113V116L25 115ZM186 113V114H185ZM11 114V113H10ZM19 114V113H18ZM38 114V115H39ZM133 114V115H134ZM138 114V113H137ZM136 114V115H137ZM190 114V113H189ZM17 115V114H16ZM20 115V114H19ZM41 115V114H40ZM39 115V116H40ZM39 116H37V117H39ZM46 116V115H45ZM44 115H43V117H45ZM186 116V117H185ZM8 117H9V115H8ZM13 117V116H12ZM11 117V118H12ZM20 117H22V116H20ZM25 117V118H26ZM42 117V118H43ZM144 117V118H145ZM181 117H182V115H181ZM19 118V117H18ZM24 118V117H23ZM48 118H49V116H48ZM109 118H110V120H109ZM15 119H16V117H15ZM45 119H46V121H44V118H43V120H39V121H44L45 123L46 122H48L47 120V116L45 117ZM123 120V122H121L120 120ZM134 119V118H133ZM11 120H13V119H11ZM10 120V121H11ZM17 120V119H16ZM64 120V121H65ZM254 120H256V119H254ZM258 120V119H257ZM260 120V119H259ZM14 121V120H13ZM20 121H23V119L22 118H20ZM38 121V120H37ZM195 121V122H194ZM7 122V121H6ZM12 122V121H11ZM10 122V123H11ZM15 122V121H14ZM25 122V123H26ZM32 122V123H31ZM177 122V121H176ZM256 125H258V126H261L260 125V123H262V122H259V121H253ZM19 123H21V122H19ZM38 123V122H37ZM131 123H135V121H131ZM3 125H5L4 123H2ZM12 124V123H11ZM44 124V123H43ZM65 124V125H64ZM87 124V123H86ZM132 124V125H133ZM251 124H252V121H251ZM6 125L7 126H9V124H7L6 123ZM13 125H14V123H13ZM22 125V124H21ZM35 125H37V124H35ZM40 125V127H41V124H39ZM141 125H142V122H141ZM222 125H225V124H222ZM263 125H264V123H263ZM262 125V126H263ZM1 126V125H0ZM11 126V125H10ZM17 126H18V124H17ZM22 126H24V125H22ZM21 126V127H22ZM26 126V125H25ZM45 126V125H44ZM229 126V125H228ZM2 127V126H1ZM4 127V126H3ZM2 127V131H4L5 132V130H6V128H3ZM32 128V125L31 126H29V128ZM10 128L11 127H8V131L9 132H11L10 131ZM13 128H14V126H13ZM26 128V127H25ZM29 128L27 129V132H28V130H29ZM30 128V129H31ZM38 128H39V126H38ZM43 128V127H42ZM192 128H194V127H191V129ZM196 128H197V126H196ZM195 128V129H196ZM222 128V127H221ZM227 128H229V127H223L222 128V130L223 131H225V130H227ZM253 128V127H252ZM1 129V128H0ZM3 129H5V130H3ZM18 129V128H17ZM125 129V130H124ZM258 129V128H257ZM264 129V128H263ZM11 130H12V128H11ZM15 130H16V128H15ZM32 130V129H31ZM189 130V129H188ZM198 130V129H197ZM199 130H200V128H199ZM202 130V129H201ZM253 130H254V128H253ZM252 130V131H253ZM259 130V129H258ZM17 131V130H16ZM21 131V130H20ZM99 131V130H98ZM196 130H194V132H195ZM254 131H256V130H254ZM260 131V130H259ZM0 132H1V130H0ZM9 132H7V133H9ZM188 132H190L189 134H190V136H192V134L194 135V133H192L191 134V131H188ZM188 132H187V134H188ZM193 132V131H192ZM197 132V134H198V132L199 131H196ZM195 132V133H196ZM202 132V131H201ZM201 132H199V134H201ZM204 132H206V130L204 131ZM251 132V131H250ZM6 133V132H5ZM12 133V132H11ZM14 133V132H13ZM31 133V132H30ZM38 133V132H37ZM46 133V132H45ZM102 132H99V137H100V142L98 143V144H101L103 147H105L106 145H108V144H106V141L103 143V141H104V139H103V137H102V134H101ZM20 134H22V132L20 133ZM23 134H25V133H23ZM22 134V135H23ZM29 134V133H28ZM185 134V133H184ZM196 134V135H197ZM198 134V135H199ZM11 135V134H10ZM42 135V134H41ZM40 135V136H41ZM69 135V134H68ZM252 135V138H254V140H258V139H260V136L261 135H259L258 136V132L256 133H252L251 134ZM5 136H6V134H5ZM16 136V135H15ZM39 136V140L40 139H42V141H43V138H44V136H45V134L42 136V137H40ZM188 137H189V135H187ZM18 137H19V135H18ZM26 136H24V138H25ZM193 137V136H192ZM29 138V137H28ZM38 138V137H37ZM46 138V137H45ZM102 138V139H101ZM190 138V137H189ZM188 138V139H189ZM197 138V137H196ZM213 138V139H214ZM251 138V139H252ZM36 139V138H35ZM58 139V140H57ZM187 139V140H188ZM198 139V138H197ZM200 139V138H199ZM9 140V139H8ZM15 140V139H14ZM14 140L12 139V141L14 142ZM17 140H20L19 138L17 139ZM151 140H152V138H151ZM186 142H184V141ZM109 141H110V139H109ZM109 141H107V142H109ZM194 141V140H193ZM199 141V140H198ZM253 141V140H252ZM21 142V141H20ZM32 142H34V141H32ZM31 142V143H32ZM35 142H36V140H35ZM47 142H48V140H47ZM97 142V141H96ZM153 142H155V140H153L152 141V144H153ZM3 143H5V142H3ZM7 143V142H6ZM17 143H18V141H17ZM41 143V142H40ZM39 143V144H40ZM189 143H191V142H189ZM37 144V143H36ZM149 144H151V142L149 143ZM151 144V145H152ZM155 144H157V142H155ZM19 145V144H18ZM154 145V144H153ZM15 146V145H14ZM157 146V145H156ZM17 147V146H16ZM32 147V146H31ZM33 147H35V146H33ZM32 147V148H33ZM54 147H55V145H54ZM107 147V146H106ZM124 147H126V146H124ZM148 147V146H147ZM147 147H146V149H147ZM153 147H155V145L154 146H152V148ZM204 147V146H203ZM203 147H202V149H203ZM1 148V147H0ZM5 147H3L2 149H4ZM13 148V146L8 150V149H5L6 151L8 150L9 152H13V151H11V150H13L12 149ZM108 148H110V146L108 147ZM1 149V150H2ZM37 149H38V147H37ZM145 149V148H144ZM154 149V148H153ZM4 150V151H5ZM34 150H36V148L34 149ZM102 149H100V151H101ZM158 150V149H157ZM198 150H200V149H198ZM8 151H7V153H8ZM110 151V150H109ZM166 151V150H165ZM201 151V150H200ZM199 151V152H200ZM145 152H146V150H145ZM145 152H141V153H145ZM198 152V151H197ZM207 152V151H206ZM209 152V151H208ZM3 152H1V154H2ZM6 153V152H5ZM6 153V154H7ZM16 153V152H15ZM14 152L12 153V154H15ZM28 153H30L31 154V152H30V150H29V152ZM109 153V152H108ZM123 153V154H122ZM176 153H179L178 155L176 154ZM210 153V152H209ZM33 154H35V151H34V153ZM85 154V153H84ZM87 154V153H86ZM203 154V153H202ZM206 154V153H205ZM4 155V154H3ZM28 155V154H27ZM88 155V154H87ZM99 155H100V153H99ZM110 155H107L109 158H110ZM143 155L144 154H142V157H143ZM2 156V155H1ZM1 156H0V158H1ZM31 156V155H30ZM35 156V155H34ZM97 156V155H96ZM107 156L105 157V158H107ZM128 156V155H127ZM145 156V155H144ZM201 156V155H200ZM4 157V156H3ZM15 157V155L13 156V158ZM27 157V156H26ZM31 157H33V155L31 156ZM114 157L116 158V156L114 155ZM141 157V158H142ZM162 157V156H161ZM164 157V156H163ZM166 157V156H165ZM164 157V158H165ZM216 157V156H215ZM36 158V157H35ZM59 158L60 159H62L63 158V152L62 151H60L59 152ZM97 158V157H96ZM104 158V159H105ZM145 158V157H144ZM150 158H151V156H150ZM156 158V157H155ZM154 157L152 158V159H155ZM4 159H5V157H4ZM7 159V158H6ZM15 159V158H14ZM13 159V160H14ZM97 159H99V157L97 158ZM101 159H103V158H101ZM103 159V160H104ZM132 159V158H131ZM217 159V158H216ZM215 159V160H216ZM2 160V159H1ZM10 160H11V157H10ZM16 160L18 161V158H16ZM16 160H14V161H16ZM26 160H28L29 162L30 161H32V160H30V158L29 159H26ZM25 160V161H26ZM34 160V159H33ZM115 160V159H114ZM143 160V159H142ZM3 161V160H2ZM7 161V160H6ZM9 161V160H8ZM7 161V162H8ZM17 161H16V163L15 162H13L12 161V163H15L14 165H13V167L14 168H11L10 167V170L11 169H15L14 171H16V168H17V165H18V163H17ZM19 161H20V159H19ZM102 161V160H101ZM100 161V167H102L101 165L103 164V161L101 162ZM139 161V160H138ZM3 162H5V161H3ZM6 162V163H7ZM10 163H11V161H9ZM130 162V161H129ZM159 162V161H158ZM24 163H26V162H24ZM24 163H22L21 161H20V163L19 164H24ZM114 163H116V160L114 161ZM153 163V162H152ZM196 163H198L199 165H200V170H199V172H196V173H190V169H192V168H195V164ZM0 164H1V162H0ZM17 164V165H16ZM15 165H16V168H15ZM70 165H74V162H72V161H70ZM151 165V164H150ZM149 164L148 165H145V164H142V163H139V162H137L136 160H133L132 159V161L128 164V171H129V174H130V176H131V178L132 179H134V181H136L139 185L141 184L142 185V187L139 189V190H141V192H142V194L144 195H147V191H145V189L143 188V186L144 185H147V184H151V183H153V181L156 179L157 180V176H159V178L162 180V177H160V172H156V171H158V169L156 168V170H155V167H154V169H151L152 168V166H150ZM159 166H160V164H158ZM1 166V165H0ZM3 166V165H2ZM178 166V165H177ZM214 166H218L219 167V169L216 167V169H218V170H214L213 169V167ZM51 167V166H50ZM76 167V166H75ZM1 168V167H0ZM74 168V167H73ZM159 169H160V167H158ZM5 169V176H7V169H8V167H7V169H6V167L4 168ZM19 169V171H23V172H26V171H28L30 168H29V165L27 166V164H26V166L25 165H23L21 168H18ZM97 169V168H96ZM109 169V168H108ZM32 170H33V168H32ZM51 170V169H50ZM73 170V169H72ZM76 171H78V169H75ZM150 170H151V172H152V176L154 177H152L153 178V180H152V178H150L149 177V172H150ZM195 170V169H194ZM193 170V171H194ZM210 170L213 172V173H211L210 172ZM74 171V170H73ZM72 171V172H73ZM192 171V170H191ZM11 172V171H10ZM17 172V171H16ZM71 172V173H72ZM126 172V171H125ZM1 173V172H0ZM4 173V172H3ZM14 172H12V174H13ZM37 172H35L34 174H36ZM71 173H69V174H71ZM105 173H106V171H105ZM2 174V173H1ZM47 174V175H48ZM11 175V174H10ZM43 175V174H42ZM46 174H44V176H45ZM101 175V174H100ZM163 175V174H162ZM49 176V175H48ZM177 176H178V174H177ZM4 177V176H3ZM8 177V176H7ZM99 177H101V176H99ZM164 177V176H163ZM181 177V176H180ZM183 177L182 178H178V179H183ZM204 177H206V179H208V177H210L212 180L211 181H204ZM48 178V177H47ZM106 178H108V177H106ZM175 178V177H174ZM46 179V178H45ZM56 179V178H55ZM109 179H110V176H109ZM193 179V178H192ZM41 180V179H40ZM47 180V179H46ZM51 180V179H50ZM112 180V179H111ZM115 180V179H114ZM176 180V179H175ZM196 179H194V181H195ZM45 181V180H44ZM58 181V180H57ZM99 181V180H98ZM103 181V180H102ZM119 181V180H118ZM133 181V180H132ZM193 181V182H194ZM6 183V184H10V183H12V182H14V180H12V179H10V178H2V181H0V186L1 185H3L2 183ZM68 182V181H67ZM111 181H109L108 179L105 181H103V184H102V186H104L103 188H105V189H107V190H105L106 192H109L108 193V195L110 194V192L111 191H114V193H113V196H115V192H117V196H118V198L119 199H126V197H125V194L126 193H124L123 194V192H122V190L124 189H122L121 188V190H116V188H117V186L116 185H114L113 183L111 184L110 183ZM136 182L134 183V184H136ZM155 182V181H154ZM157 182H159L158 180H157ZM156 182V183H157ZM180 182V181H179ZM44 183V182H43ZM64 183V182H63ZM186 183H187V181H186ZM196 183V184H197ZM69 184V183H68ZM138 184H136V186H138V188H139V185ZM154 184V183H153ZM173 184V183H172ZM193 185H194V183H192ZM8 185H6V186H8ZM60 185V184H59ZM64 185V184H63ZM120 185H122L121 183L118 185V186H120ZM140 185V186H141ZM174 185V184H173ZM43 186V185H42ZM79 186V185H78ZM123 186V185H122ZM121 186V187H122ZM159 186V185H158ZM182 186V185H181ZM60 186H58V188H59ZM85 185H81L79 188H78V193H80L79 195H81V194H83L84 193V191H85ZM194 187V186H193ZM25 188H28V187H24V189ZM77 188V187H76ZM102 188V189H103ZM131 188V187H130ZM162 188H164V187H162ZM174 188H175V186H174ZM183 188V187H182ZM184 188H185V185H184ZM196 188H198L197 186H196ZM202 188V189H203ZM87 189V188H86ZM126 189V188H125ZM129 189V188H128ZM151 189V188H150ZM153 189H155V188H153ZM171 189V188H170ZM188 189V188H187ZM194 189V188H193ZM191 190V191H193L194 192V190ZM40 190V189H39ZM62 190V189H61ZM197 190V189H196ZM38 191V190H37ZM55 191V190H54ZM76 191V192H77ZM102 191H104V190H102ZM126 191H130V189L129 190H126ZM156 191V190H155ZM166 190H164V192H165ZM105 192V193H106ZM124 192H125V190H124ZM40 193V192H39ZM46 193V190H43L42 191V195L43 194H45ZM58 193H60V192H58ZM101 193H103V192H101ZM127 193H129V192H127ZM131 193V192H130ZM130 193H129V195H130ZM149 193H151V192H149ZM148 193V194H149ZM154 193H156V192H153V194ZM163 193V192H162ZM167 193V192H166ZM186 193V192H185ZM189 193V192H188ZM192 193V192H191ZM196 193V192H195ZM54 194V193H53ZM104 194V193H103ZM102 194V195H103ZM163 194H165V193H163ZM162 194V196H164ZM168 194V193H167ZM170 194V193H169ZM169 194H168V196H169ZM194 194V193H193ZM46 195V194H45ZM55 195V194H54ZM85 195V194H84ZM108 195H106V197L108 198ZM152 195V194H151ZM184 195V194H183ZM40 196V195H39ZM56 196H58V195H56ZM61 196V195H60ZM110 196V195H109ZM127 196V195H126ZM131 196H133L132 194H131ZM138 196V195H137ZM167 195H166V197L168 198L167 200H169L170 198H172V197H168ZM201 196V195H200ZM199 196V197H200ZM72 197V196H71ZM70 197V198H71ZM79 197H81V196H79ZM105 197V196H104ZM148 197H150V196H148ZM187 197V196H186ZM197 197V196H196ZM204 197H205V195H204ZM83 198V197H82ZM81 198V199H82ZM112 198V197H111ZM116 199H117V197H115ZM132 198V197H131ZM175 198V197H174ZM190 198V197H189ZM192 198H194V197H192ZM73 199V198H72ZM86 199V198H85ZM84 199V200H85ZM105 199V198H104ZM114 199V198H113ZM132 199H134V198H132ZM138 200H139V198H137ZM154 199V198H153ZM162 199V198H161ZM173 199V198H172ZM176 199V198H175ZM174 199V200H175ZM183 199V198H182ZM182 199H180V200H182ZM50 201L52 200V199H49ZM76 199L74 198V201H75ZM83 200V201H84ZM102 200V199H101ZM108 200H109V198H108ZM136 200V199H135ZM148 200H150V199H148ZM147 199H146V201H148ZM155 200V199H154ZM153 200V201H154ZM160 200V198L158 199L157 198V201H159ZM163 200V199H162ZM173 200V201H174ZM192 200V199H191ZM190 199H189V201H188V204H189V202L191 201ZM206 200V199H205ZM67 201V200H66ZM74 201H73V203H74ZM80 201H82V200H80ZM115 200H113L112 202H113V204H110L109 203V205H112V210H113V212L115 213V215L117 214L118 216H119V219H122L123 218V216L122 215H120L121 214V212L119 213V211L120 210H122L121 209V206H120V204H118V202H116L118 205H116V204H114L115 202H114ZM127 201V200H126ZM125 201V202H126ZM128 201H132V200H130V199H128ZM134 201V200H133ZM151 201V200H150ZM171 199H170V202H171V204L173 203L174 204V202H173ZM52 202V201H51ZM54 202V201H53ZM65 202V201H64ZM69 203H70V201H68ZM68 202L66 203L68 206H69V204H68ZM105 202V201H104ZM125 202H123V204L125 203ZM135 202V201H134ZM149 202V201H148ZM155 202V201H154ZM153 202V203H154ZM198 202V201H197ZM208 202V201H207ZM49 203V202H48ZM56 203V202H55ZM58 203H60V202H58ZM72 203V202H71ZM77 203V202H76ZM130 203V202H129ZM128 203V204H129ZM135 203H138L137 201L135 202ZM135 203H134V205H135ZM139 203H140V200H139ZM180 203H181V201H180ZM179 203V204H180ZM196 203V202H195ZM20 204H21V202H20ZM50 204V203H49ZM54 204V203H53ZM53 204H51L52 205V207H53ZM125 204H127V203H125ZM125 204H124V206H125ZM127 204V206H125L126 207V210H125V212H128V210L130 209V211H133V210H131V209H133L134 207H133V205H128ZM133 204V203H132ZM151 204H152V202H151ZM154 204H156V202L154 203ZM171 204H165V206H168V207H171L170 205ZM172 204V205H173ZM178 204V205H179ZM181 204H184V202L183 203H181ZM205 203H203V205H204ZM60 205H65L64 203L63 204H60ZM108 205V206H109ZM122 205V204H121ZM202 205V206H203ZM209 205V204H208ZM18 206V205H17ZM85 206V205H84ZM82 204L81 205H78V207H81L80 209H83L82 207H84ZM123 206V205H122ZM123 206V207H124ZM137 206V205H136ZM139 206V205H138ZM153 206V205H152ZM162 206V205H161ZM160 206V207H161ZM175 206H177V205H174L173 207H175ZM181 206V205H180ZM184 206V205H183ZM182 206V207H183ZM188 206H190V205H188ZM191 206H192V204H191ZM200 206H201V204H200ZM199 206V207H200ZM201 206V207H202ZM207 206V205H206ZM218 206V205H217ZM50 207V206H49ZM55 207V206H54ZM71 207V206H70ZM124 207V208H125ZM194 207V206H193ZM208 208H209V206H207ZM207 207H205V209L207 208ZM219 207V206H218ZM42 208V207H41ZM41 208H40V210H41ZM73 208V207H72ZM85 208V207H84ZM93 208V210L94 211H96V213H98L99 215V217L101 218V214H103V212H102V210H99L98 208H94V207H92ZM123 208V209H124ZM165 208V207H164ZM163 208V210H165ZM172 208V207H171ZM171 208H169V209H171ZM179 208V207H178ZM185 208V207H184ZM191 208V207H190ZM203 208V207H202ZM211 208H212V206H211ZM46 209V208H45ZM50 209V208H49ZM67 209H68V207H67ZM70 209V208H69ZM75 209H78L77 207L75 208L74 207V210ZM161 208H159V210H160ZM168 209V208H167ZM176 209V207L171 211L172 213L174 212V210ZM180 210H181V208H179ZM186 209H187V207H186ZM192 209V208H191ZM194 209V208H193ZM204 209V210H205ZM44 210V209H43ZM73 210V211H74ZM162 210V211H163ZM177 210V209H176ZM189 211H190V209H188ZM210 209H208V210H206V211H209ZM213 210V209H212ZM45 211V210H44ZM43 211V212H44ZM77 211V210H76ZM75 211V212H76ZM130 211H129V213H128V215L130 214ZM151 211V210H150ZM157 211V210H156ZM202 211V210H201ZM205 211V212H206ZM214 211V210H213ZM216 211V210H215ZM113 212H112V214H113ZM123 212V211H122ZM137 212V211H136ZM158 212V211H157ZM177 212V211H176ZM175 212V213H176ZM191 212V211H190ZM203 212V211H202ZM211 212V211H210ZM6 213V212H5ZM44 213H46V212H44ZM60 213V212H59ZM65 213V212H64ZM78 212H76V214H77ZM101 213V214H100ZM149 213V212H148ZM171 213V214H172ZM182 213V212H181ZM187 213V212H186ZM193 213V212H192ZM191 213V214H192ZM207 213V212H206ZM209 213V212H208ZM212 213V212H211ZM224 213V214H225ZM4 214V213H3ZM2 214V215H3ZM20 214V213H19ZM26 214H27V212H26ZM58 214V213H57ZM155 215L156 216V214H154V211H151V214L149 215L151 218L153 217V215ZM164 214V213H163ZM168 214V213H167ZM170 214V213H169ZM168 214V215H169ZM219 214V213H218ZM18 215V214H17ZM28 215V214H27ZM37 215V214H36ZM114 215V214H113ZM158 215V214H157ZM174 215V214H173ZM188 215V214H187ZM187 215H186V217H187ZM210 215H213V218L215 217L214 216V214L212 213V214H210ZM209 215V216H210ZM216 215V214H215ZM20 217H21V215H19ZM22 216H23V214H22ZM48 216V215H47ZM59 216H60V214H59ZM77 216V215H76ZM130 216V215H129ZM136 216V215H135ZM139 216V215H138ZM176 216V215H175ZM183 216V215H182ZM192 216V215H191ZM208 216V215H207ZM219 216H220V214H219ZM19 217V218H20ZM37 217V216H36ZM36 217H35V219H36ZM44 217V216H43ZM61 217V216H60ZM67 217H69V216H67ZM115 217V216H114ZM113 217V218H114ZM117 217V216H116ZM134 217V216H133ZM158 217H160V216H158ZM170 217V216H169ZM200 217V216H199ZM205 217V216H204ZM227 217V218H226ZM70 218V217H69ZM68 218V219H69ZM78 218V217H77ZM135 218V217H134ZM155 218V217H154ZM210 218H212V216H210ZM210 218H208V221L210 222V220H212V219H210ZM33 219V218H32ZM32 220V221H35L34 223H37V221H40L39 219L37 220ZM67 219V218H66ZM74 219V218H73ZM125 220H126V218H124ZM178 219L180 220V214L178 215ZM210 219V220H209ZM215 219H217V218H215ZM114 220H115V218H114ZM168 220H169V218H168ZM178 220V221H179ZM207 220V219H206ZM13 221H14V219H13ZM18 221H20V220H18ZM25 221V220H24ZM78 222H79V220H77ZM121 221V220H120ZM159 221H161L160 219H159ZM2 222V218L0 219V223ZM56 222V221H55ZM116 222V221H115ZM114 221H113V223H115ZM122 222V221H121ZM132 222V221H131ZM135 222V221H134ZM133 222V223H134ZM140 222V221H139ZM212 222H214V221H211L210 223L212 224ZM218 222V221H217ZM217 222H215V223H217ZM22 223V222H21ZM27 223V222H26ZM31 223H33V222H31ZM42 223V222H41ZM40 223V224H41ZM44 223V222H43ZM47 223V222H46ZM75 223V222H74ZM122 223H125V222H122ZM122 223H120V224H122ZM129 223V222H128ZM133 223H131V224H133ZM137 223V222H136ZM177 223V222H176ZM39 224V225H40ZM119 224V225H120ZM172 224V223H171ZM214 224V223H213ZM18 225V224H17ZM37 225V224H36ZM43 225V224H42ZM44 225H47V227H46V229L49 227L48 225L49 224H45L44 223ZM72 225H75V224H72ZM77 225V224H76ZM79 231H82V229L84 228V226H83V223H82V221L81 222H79ZM115 225V224H114ZM124 225V224H123ZM158 225V224H157ZM169 225V224H168ZM215 225V224H214ZM19 226V225H18ZM18 226H16V227H18ZM32 226V225H31ZM41 226V225H40ZM138 226V225H137ZM172 226V225H171ZM193 226V225H192ZM211 226V225H210ZM20 227V226H19ZM22 227V226H21ZM54 227V226H53ZM52 227V228H53ZM66 227V226H65ZM123 227V226H122ZM132 227H133V225H132ZM149 227V226H148ZM158 226H156V228H157ZM187 227V226H186ZM194 227V226H193ZM215 227V226H214ZM216 227L218 228V226L216 225ZM25 228H27V227H25ZM35 228H38L37 226L35 227ZM43 228V227H42ZM125 228V227H124ZM136 228H138V227H136ZM197 228V227H196ZM18 229V228H17ZM34 229V228H33ZM33 229H31V231H28L29 232V235H32V231H33ZM49 229V228H48ZM47 229V230H48ZM50 229H51V227H50ZM117 229V228H116ZM123 229V228H122ZM172 229V228H171ZM201 229V228H200ZM213 229V228H212ZM36 230V229H35ZM34 230V231H35ZM41 230H43V229H41ZM47 230H45V231H47ZM53 230V229H52ZM73 230V229H72ZM71 230V231H72ZM120 230V229H119ZM145 230V229H144ZM150 230V229H149ZM159 230V229H158ZM183 230V229H182ZM215 230V229H214ZM213 230V231H214ZM23 231V230H22ZM51 231V230H50ZM56 231V230H55ZM77 231V230H76ZM117 231V230H116ZM127 231H128V229H127ZM184 231V230H183ZM43 232V231H42ZM48 232V231H47ZM119 232V231H118ZM121 232V231H120ZM41 233V232H40ZM46 233V232H45ZM57 233V232H56ZM75 233V232H74ZM77 233V232H76ZM80 233V232H79ZM82 233V232H81ZM104 233V232H103ZM106 233V232H105ZM117 233V232H116ZM122 233V232H121ZM125 233H127V232H125ZM133 233V232H132ZM175 233V232H174ZM181 233V232H180ZM190 233V232H189ZM197 233V232H196ZM204 233V232H203ZM219 233V232H218ZM222 233V232H221ZM16 234H18V236L17 237H14L13 238V240H12V244H13V246H12V248L11 247H8L9 249L8 250H10V252L9 253H5V256H3L2 258L0 257V264H74V262L72 261L73 260V258H77V255L78 254H76V255H73V254H71V252H69V250H71V246H70V244H69V242H68V240H67V243H68V246H66V245H64L63 244V248H62V250L60 249L61 247V245L62 244H60V246H59V243H56V242H54L55 240H53V242H51L52 240L51 239H47V241L46 242H44V241H42L41 239L39 240V243H38V241H36V245H33V246H36L35 248H34V252H35V255L34 254H32V252H30V253H28L29 252V239H27V236H24V234H26V231H23V232H21L20 231V233H17V231L15 232V236H16ZM37 234H38V232H37ZM41 234H43V233H41ZM51 234V233H50ZM65 234V236H66V234L67 235H69L68 234V232L67 233H64ZM111 234H112V232H111ZM111 234H110V236H111ZM118 234V233H117ZM128 234V233H127ZM126 234V236H127V238H129V236L131 237V234L130 235H127ZM157 234V233H156ZM222 234V235H223ZM44 235V234H43ZM56 235H58V234H56ZM76 236H77V234H75ZM103 235V234H102ZM108 235H109V233H108ZM113 235V234H112ZM121 235V234H120ZM182 235H183V233H182ZM39 236V235H38ZM84 237H86L87 238V236L84 234L83 235ZM104 236V235H103ZM118 236V235H117ZM124 236V235H123ZM122 236V237H123ZM144 236V235H143ZM145 236H146V234H145ZM170 236V235H169ZM194 236V235H193ZM30 237V236H29ZM51 237V236H50ZM69 237H70V235H69ZM171 237V236H170ZM3 238H5V237H3ZM38 238V237H37ZM125 238V237H124ZM134 238V237H133ZM132 238V239H133ZM186 238V237H185ZM25 240V242H28V244H27V246L23 249L22 248V245H20L21 244V242H22V240ZM33 239V238H32ZM69 239V238H68ZM82 239V238H81ZM107 239V238H106ZM137 239V238H136ZM175 239V238H174ZM181 239V238H180ZM183 239V238H182ZM188 239V238H187ZM190 239V238H189ZM103 239H101V240H99V241H102ZM121 239L119 238V241H120ZM127 240H129L130 241V239H126V241ZM171 240H172V238H171ZM184 240V239H183ZM32 241V240H31ZM35 241V240H34ZM82 241V240H81ZM125 241V240H124ZM134 241V240H133ZM137 241V240H136ZM155 241V240H154ZM173 241H175V240H173ZM189 241H191V240H189ZM24 242V243H25ZM60 242V241H59ZM165 242V241H164ZM179 242V241H178ZM17 243L19 244V245H17ZM61 243V242H60ZM98 243V242H97ZM102 243V242H101ZM121 243V242H120ZM119 243V244H120ZM152 243V242H151ZM170 243V242H169ZM193 243H194V241H193ZM49 244H51L52 246H50ZM73 244V243H72ZM86 244V243H85ZM85 244H84V242L82 243V242H80V241H78L77 242V247H80L79 245H81V247H82V250L81 251H83V250H85L86 251V249H88L86 246H85ZM99 244V243H98ZM103 244V243H102ZM101 244V245H102ZM129 244V243H128ZM132 244V243H131ZM156 244V243H155ZM162 244V243H161ZM165 244V243H164ZM187 244H189V242L187 243ZM225 244V243H224ZM47 245H49V246H47ZM94 245V244H93ZM95 245H97L96 243H95ZM103 245H105V243L103 244ZM109 245V244H108ZM111 246H112V243L110 244ZM116 245V244H115ZM124 246L126 245V244H123ZM134 245V244H133ZM148 245V244H147ZM151 245V244H150ZM163 245V244H162ZM180 245H181V243H180ZM241 244H239L238 245V248H240L241 246H240ZM89 246V245H88ZM98 246H100V244L98 245ZM97 246V247H98ZM106 246H107V244H106ZM105 246V247H106ZM116 246H118V245H116ZM131 246V245H130ZM136 246V245H135ZM203 246V245H202ZM201 246V247H202ZM95 247V246H94ZM97 247L94 249V248H92V249H94V250H92V251H95V250H97ZM100 247H102V246H100ZM108 247V246H107ZM146 247H148V246H146ZM157 247V246H156ZM167 247V246H166ZM176 247V246H175ZM175 247H173V248H175ZM178 247H179V249H180V246L178 245ZM177 247V248H178ZM183 247V246H182ZM46 248L47 249H49L50 251L52 250V253H48V251H46ZM112 248H113V246H112ZM111 248V249H112ZM120 248H123V247H121L120 246ZM132 248V247H131ZM149 248H150V246H149ZM149 248H144V249H148V251H149ZM151 248H153V247H151ZM184 248V247H183ZM200 248V247H199ZM107 249V248H106ZM127 249V248H126ZM129 249V248H128ZM128 249H127V251H128ZM178 249V250H179ZM101 250V249H100ZM157 250H159V249H157ZM177 250V249H176ZM90 251V250H89ZM102 251H104V249H103V247H102ZM109 251H110V249H109ZM109 251H107V252H109ZM117 251V250H116ZM121 251V250H120ZM147 251V252H148ZM150 251H152V249L150 250ZM247 251V250H246ZM73 252V251H72ZM115 252V251H114ZM122 252V254H123V251H121ZM154 252L156 253L157 251H155L154 250ZM153 252V253H154ZM65 253H67V255L65 256L64 254ZM81 253H83V252H81ZM88 253V252H87ZM100 253V252H99ZM145 253V252H144ZM151 253V252H150ZM152 253V254H153ZM184 253H185V251H184ZM95 254V253H94ZM109 254V253H108ZM147 254V253H146ZM151 254V255H152ZM245 255V256H247V257H245V258H243L244 260H237L236 258H234V257H239L240 255ZM96 255H98V254H96ZM107 255V254H106ZM182 255V254H181ZM180 255V256H181ZM102 256V255H101ZM112 256V255H111ZM110 256V257H111ZM116 256H117V253H116ZM116 256H114L113 255V258L115 259V257ZM124 256V255H123ZM209 256V257H210ZM30 257H32L31 259H30ZM100 256H98V258H99ZM107 257V256H106ZM109 257V258H110ZM119 257H121V256H119ZM139 258H140V256H138ZM152 257V256H151ZM205 257H204V259H202L201 261H203V260H206L207 261V259H205ZM244 257V256H243ZM248 257H250V259H248ZM102 258V257H101ZM104 258V257H103ZM102 258V259H103ZM108 258V259H109ZM123 258V257H122ZM206 258H208V257H206ZM211 258V259H212ZM107 259V258H106ZM144 259V258H143ZM162 260H164L163 258H161ZM160 259V260H161ZM166 259V258H165ZM168 259V258H167ZM176 259V258H175ZM180 259V258H179ZM201 259V258H200ZM199 259V260H200ZM210 258H208V260H209ZM241 259V258H240ZM11 260H13V261H11ZM81 261H82V263H85L86 262V260H83V259H80ZM166 261V260H165ZM205 261V262H206ZM212 261V260H211ZM116 262H117V260H116ZM172 262H174V261H172ZM205 262H203L204 264H208L210 261H207L206 263ZM245 262V263H244ZM195 263H196V261H195ZM199 263V262H198ZM202 263V262H201ZM202 263V264H203ZM212 263V262H211ZM212 263V264H213ZM177 264V263H176ZM217 264H218V262H217Z\"/></svg>",
    "mask_w": 264,
    "mask_h": 264
},
{
    "label": "snow or ice",
    "instance_id": "snow-or-ice-1",
    "mask_svg": "<svg viewBox=\"0 0 264 264\" xmlns=\"http://www.w3.org/2000/svg\"><path fill=\"white\" fill-rule=\"evenodd\" d=\"M152 3H153V6L155 7V6L157 5V3H158V0H152ZM168 10L171 11V8H169ZM62 12H63V9H61V10H60V13L57 14V17H56L57 19H59V15H61ZM156 15L159 16L160 13H157ZM50 20H51V17L46 18V19L43 21V23H44L45 25H48V24L50 23ZM170 27H171V26L168 25V24H165L164 27H163L164 41H165V43L168 44L169 46L171 45V32H170ZM47 31H48V32H51V28L49 27V28L47 29ZM12 35L14 36V35H15V32H13ZM43 38H44L43 36L40 37L41 40H43ZM19 44H20L21 49H23V48H24V41L21 40V41L19 42ZM169 54H171V53H169ZM18 63H19V61H14V62H13V67L15 68L16 64H18ZM43 63H44V61L41 60V61H40L41 66H43ZM48 66L51 67V62H50V61H49V65H48ZM69 79H71V77H69ZM195 82H196L195 80L192 81V83H195ZM133 95H135V94H133ZM206 99H207V98H206ZM200 104H201V101H200V99L197 97V98L195 99V103H194V105H193V108H199V107H200ZM191 110H192V109H190V111H191ZM240 112H241V114L243 113V109H242V108L240 109ZM41 116H43V113H41ZM238 122H239V121H238L237 119H233V120L231 121V126H232L233 128H235V126H236V124H237ZM64 123L67 124L68 121L65 120ZM221 127H227V125H222V124H220V123H217V124L215 125V128H216L217 130H219ZM130 128H131V121H129V129H130ZM261 131H264V129H261ZM211 132H212V130L209 129V131H208L209 136H211ZM101 134H102V133H101ZM183 139H184L185 141H187V139H188V137H187V132H186V131H185V134H184ZM203 139H204V137L202 136V137H201V140H203ZM45 147H47V142H45ZM201 147H203V145H201ZM217 151H219V149H217ZM93 158H94V157H93ZM175 159H176V158L173 156V157H172V162H173V163L175 162ZM242 162H243V161H241V163H242ZM201 163H203V160H201ZM232 170H233L234 172L237 171V170L235 169L234 166H233V169H232ZM239 179H240V183H239L238 186H239L240 191L246 193V195H247V202H250V203L252 204L253 209L256 211L259 220H260L262 223H264V206H261V204H258L257 201H256L255 199H253V197H252V193H253L254 188H255V185L253 184V181H252L247 175L242 176V177H240ZM262 180H264V177H262ZM259 194L264 195V183H262L261 186H260ZM213 207H218V206H217V205H213ZM220 216H221V219H223V214H222V213L220 214ZM161 226L163 227V225H161ZM169 230H170V229H169ZM9 238H10V237H9ZM185 254L187 255V251H185ZM64 255L66 256L67 253H65ZM234 258L238 259V257H234ZM226 264H232V262L229 260V261H226Z\"/></svg>",
    "mask_w": 264,
    "mask_h": 264
}]
</instances>
